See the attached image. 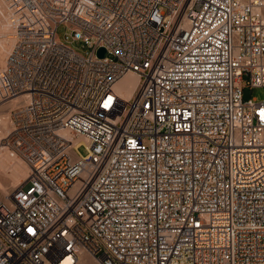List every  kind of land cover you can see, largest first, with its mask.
I'll use <instances>...</instances> for the list:
<instances>
[{
    "label": "built area",
    "instance_id": "built-area-1",
    "mask_svg": "<svg viewBox=\"0 0 264 264\" xmlns=\"http://www.w3.org/2000/svg\"><path fill=\"white\" fill-rule=\"evenodd\" d=\"M8 11L1 143L28 172L0 196V264H264V100L242 98L264 87V0Z\"/></svg>",
    "mask_w": 264,
    "mask_h": 264
},
{
    "label": "rangeland",
    "instance_id": "rangeland-1",
    "mask_svg": "<svg viewBox=\"0 0 264 264\" xmlns=\"http://www.w3.org/2000/svg\"><path fill=\"white\" fill-rule=\"evenodd\" d=\"M11 5L12 0H0V69L5 64L6 54L12 44L14 20L10 16V11H8L9 9H11ZM56 32L61 39H64L66 35H70V31L65 25H59L56 29ZM71 46L83 54L90 51V48H88L86 45L79 41H73L71 43ZM242 98L244 100L254 98L257 101H262L264 100V87L245 86L242 88ZM18 102L19 98L0 105V137H4L9 131L11 125V110L14 106H16ZM4 147H6V149H4ZM7 151L10 152L11 150L7 146H2V143H0L1 161H4V159L6 160V156L8 157L10 155ZM78 152L81 155L87 154L88 150L86 148V145L83 143L80 144L78 147ZM25 174L22 175V177L13 184L7 182L6 188L1 189L0 196H3L7 191L11 190L12 187H14L25 176ZM6 179H9L8 176L6 177ZM86 254L88 253L86 252ZM88 256H90L92 261L88 257H84L82 259L81 264H96L93 257L90 254H88Z\"/></svg>",
    "mask_w": 264,
    "mask_h": 264
},
{
    "label": "bare ground",
    "instance_id": "bare-ground-1",
    "mask_svg": "<svg viewBox=\"0 0 264 264\" xmlns=\"http://www.w3.org/2000/svg\"><path fill=\"white\" fill-rule=\"evenodd\" d=\"M135 86H136V77L134 76V74H127V75H125L123 78H121L117 82L116 89L124 97L128 98V97H130L133 94V91L135 89ZM1 138L2 137H0V139ZM74 142H75L76 145H79V144H82V143L84 144L85 143L80 138L76 139ZM0 143H1V141H0ZM2 146H3V144H2ZM4 149H6V147H4ZM7 152L10 155L8 157L6 156V160L5 159H4V161H1L0 160V191H1V189L6 188V183L7 182L13 184L17 180H19L22 177V175H24L28 171L27 166L21 160L20 157H18L16 154L12 153L11 151L10 152L7 151ZM7 176L9 178L8 180L6 179ZM2 178H4V179H2ZM84 257H88L91 260L90 256H88V254H86L85 252H81L80 255L78 256V259L76 260V262L74 264H81L82 259ZM69 260H70V257H67L64 260L63 264H67V262Z\"/></svg>",
    "mask_w": 264,
    "mask_h": 264
},
{
    "label": "water",
    "instance_id": "water-1",
    "mask_svg": "<svg viewBox=\"0 0 264 264\" xmlns=\"http://www.w3.org/2000/svg\"><path fill=\"white\" fill-rule=\"evenodd\" d=\"M97 55L99 57H103V55H104V49L103 48H99L98 51H97Z\"/></svg>",
    "mask_w": 264,
    "mask_h": 264
},
{
    "label": "snow or ice",
    "instance_id": "snow-or-ice-1",
    "mask_svg": "<svg viewBox=\"0 0 264 264\" xmlns=\"http://www.w3.org/2000/svg\"><path fill=\"white\" fill-rule=\"evenodd\" d=\"M111 101V98H109V102ZM108 105L106 104L105 107H107ZM262 115H264V110H261ZM29 232H32L33 230L31 228L28 229ZM67 264H70V260L67 262Z\"/></svg>",
    "mask_w": 264,
    "mask_h": 264
}]
</instances>
